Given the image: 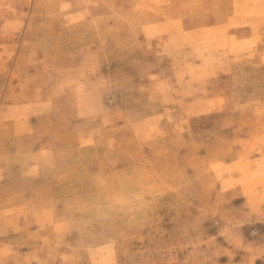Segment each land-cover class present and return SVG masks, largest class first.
Segmentation results:
<instances>
[{"label":"rangeland","instance_id":"rangeland-1","mask_svg":"<svg viewBox=\"0 0 264 264\" xmlns=\"http://www.w3.org/2000/svg\"><path fill=\"white\" fill-rule=\"evenodd\" d=\"M0 264H264V0H0Z\"/></svg>","mask_w":264,"mask_h":264}]
</instances>
